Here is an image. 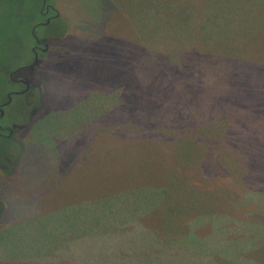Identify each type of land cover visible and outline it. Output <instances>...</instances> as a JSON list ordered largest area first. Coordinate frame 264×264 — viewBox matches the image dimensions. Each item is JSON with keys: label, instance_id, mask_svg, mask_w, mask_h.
Here are the masks:
<instances>
[{"label": "rangeland", "instance_id": "rangeland-1", "mask_svg": "<svg viewBox=\"0 0 264 264\" xmlns=\"http://www.w3.org/2000/svg\"><path fill=\"white\" fill-rule=\"evenodd\" d=\"M41 1L0 0V103L21 87L10 84L7 74L33 59L32 35L47 45L33 68L14 74L38 86L35 103L26 106V97L14 94L0 118L2 126L14 128L11 144L0 139V169L14 170L11 177L0 175V212L8 213L1 218L0 264H75L70 256L52 254L77 249L100 256L106 251L128 264L119 254L156 250L152 235H134L135 225L124 241L89 235L88 226L109 209L116 219L113 227L103 224L105 235L117 234L119 223H131L145 210L146 226L181 235L176 242L182 263H193L200 239L188 243L186 233L201 225L202 210L215 209L217 199L238 205L228 209L232 219L215 217L209 232L196 229L222 235L204 248L216 249L220 264H264V208L251 219L256 201L264 203V185L261 192L245 188L244 161L233 150L264 145L263 119L255 120L258 140L246 135L249 108L259 107L247 99L264 80V0H46L59 20L36 27L44 22ZM139 44L143 52L134 48ZM217 52L223 60L244 57L241 84L229 87V99L216 91L188 94L180 79L174 84L156 73L167 74L180 62L186 68L207 54L215 89L224 76L239 74L215 60ZM237 101L246 111L235 110L244 118L234 122L227 107ZM231 128L234 146L226 141ZM173 130L181 138L222 136L220 154L192 152L195 146L178 144L177 136V147L169 146ZM76 223H84L78 231Z\"/></svg>", "mask_w": 264, "mask_h": 264}, {"label": "trees", "instance_id": "trees-1", "mask_svg": "<svg viewBox=\"0 0 264 264\" xmlns=\"http://www.w3.org/2000/svg\"><path fill=\"white\" fill-rule=\"evenodd\" d=\"M55 20H59V18L56 17ZM134 48H138L142 52L144 51V46L142 44H139L138 46H135ZM219 55H220V53L217 52L213 58L215 60L222 61L223 59H220V58H224V57L219 56ZM201 57H202V59H200V57H198V59H195L194 64L189 63L186 68H184V64L180 62L178 64L175 63L172 66V69L171 68L168 69L169 71L167 74L161 73L162 70H157L156 73L160 76H167L168 75L170 78L169 82H174V84H175V77L177 79H180L179 86L188 94H191V93L197 94V93H202L205 91H216L218 95H222V96H226V97L228 96L227 99H229V96H230L229 90H228L229 87L238 86L241 84L242 74L244 72L243 66L245 65L244 57L243 58L228 57L227 58L228 60H223V61H225V63H228V65L232 66L233 69L236 68L238 70L239 74H233V71H232V73L229 74V76H224V77H227V79L224 80L223 83H221L220 85H217L215 89L210 88V83H209L210 78L208 77L210 73L215 74V70H212L210 68L208 70H206V67H205V64H207V63H205V61L207 59H210V57L207 54L205 55V57L204 56H201ZM245 62L247 63L246 60H245ZM175 69L178 70V74H176L174 76L172 71ZM197 69L199 71H201V70L207 71V73H204L203 74L204 76L198 75V72H196ZM224 72L225 71L223 69L221 74H223ZM261 85L262 86L258 90L252 91L253 92V93H251L252 96L250 97V99H247V102L249 104L250 103L251 104H259V107H257L254 110L249 108V112H248V118L251 120L248 128L251 132L247 133L246 135L249 136L250 139L253 138L254 140H255V138H257V140H258L257 136L261 135V133L259 131H258V134L256 133V130H260V128L256 127L257 123L255 122V120H256V118L264 120V80H261ZM174 87H175V85H174ZM223 101L225 102V99H223ZM258 101H261V102H258ZM238 104L240 106H237ZM188 107L190 108V106H188L187 104H184V108L187 109ZM227 108L233 109V113L231 115L235 116V119L233 118L234 122L235 121L239 122V121L243 120V118H244L243 116L242 117H236L235 110H237L238 112L241 111L244 113V111H243L244 108H243V106H241V104L238 101H237V104L235 106L232 104V105L228 106ZM244 110L246 111V109H244ZM137 121L146 123L143 119V116L137 117ZM252 121H254V123H252ZM170 125L165 127V128H170L171 127ZM191 129L195 130V128H193V127H191ZM254 129H255V131H253ZM11 130L14 132L13 127L11 128ZM169 135H170L169 146H172L173 148L177 147V143L174 142V139L177 136L178 138L181 139V141L178 144H187L188 146L194 145L195 148H191L192 152H194V151L196 152V149H197L200 154L202 153L201 154L202 156H207V155L212 156V153H214V155H217V153H219V151H220L219 148H217V145H219V143H223L222 136L220 137V139L213 141L210 139H203L199 133L197 135H191L189 137L181 138L180 132L177 133V130H173L170 132ZM228 136H226V141L228 142L227 144L234 146V143H233L234 140L233 139H235V133H234L233 128L229 129ZM261 136L264 139V133ZM11 141H13V139L10 137L8 139V142H10V144H11ZM252 143H253V146L251 148L250 147L246 148V153H244V151L241 149L237 150V148H234L233 150L244 161V165H245L244 170L246 172L242 173V178H243V183H244L245 188L247 187V188L253 190L254 192H261V186L260 185L261 184L264 185V158L262 157V154L264 155V145L261 146L258 142H252ZM208 149H210V151H208ZM255 153H261V154H256L253 156L252 154H255ZM241 155H243V156H241ZM248 157H250V160H248ZM13 171L14 170H12L10 173L9 172L6 173V172H4L3 169H0V175H2L3 177H11L10 175ZM262 188H264V187H262ZM85 203L89 204L90 202L86 201ZM208 203H210V202H208ZM219 203H221L220 206H219ZM215 204H217V207L215 209H205L204 211L202 210L201 217H204V221L200 222V224H201V225L199 224L200 226H198L197 228L190 229V232L186 230L187 231L186 238H188V243L192 242V238L197 239L196 237H198L200 239V242H198V245H196L193 248V253H192L193 255L191 256L193 261H194L193 263H186L185 260L182 263V256L180 255V251H179V247H178L179 244L176 242L177 240H179L178 237H181V235L178 236V235L159 234V233L151 231L149 229V227L146 226L144 219H146L148 216L147 217L145 216L147 214V211H145V210L142 214H140V211L138 210L136 212L137 217H133L131 219V221H133V222L126 223V221H125V222L119 223L117 227L118 228L120 227V231L115 235H105L104 229H103V227H104L103 224L108 223V224H110L109 227L114 226V222L116 219L115 211H113V209H109L106 212H99L100 214L104 213V215H100L99 220L97 221L96 224H93V225L90 224L88 226V230L90 231L89 235H91V236L103 235L104 237H110V238H113L115 240L124 241V237L127 235H130L127 232V228L131 229L133 225H135V228L138 229L137 232L135 229L134 235H136L137 233H138V235H142V237H145L144 235H152L151 236V239L153 242L152 245L156 249L155 251L149 252V250L147 248H145V249H142L141 253H135V252L133 253V251L135 249L134 250L130 249V252H132V254H130V255L128 253H125L122 255L119 254L121 258L129 260L128 264H220L218 262L219 257H218V253H217L216 249L209 252L204 247H207V246L211 247V240L214 241L217 239V236L222 237V235H204V234H200V232H197L196 229L199 231H201V228L207 229L209 232L210 229H212L215 226V224L217 223L215 221L218 219L215 217H220V218H223L226 220L229 218L232 219L231 211H229V210H232L238 204H232V203L227 204V200H223V199L222 200L221 199L215 200ZM263 208H264V203L263 202L259 203L258 201H256V205L254 208V216L251 219H258L257 218L258 214H260L259 211H260V209H263ZM120 212H121V210H120ZM80 214L82 215V218H85L83 211H81ZM6 215H8L7 211L2 210L0 212V225H1V223H5L4 220H1V218L5 217ZM201 217H198V218H201ZM78 220L80 221L79 218H78ZM105 221H107V222H105ZM83 224L76 223L73 225V228L76 231H78V229L83 227ZM259 226H260V224H259ZM84 227H86V226H84ZM189 233L191 235H188ZM80 234L81 233L77 232L76 235H72V236L70 235V237L74 238ZM164 236H167L169 239H170V237L174 238V239L172 241H169V240L165 241L162 239ZM120 249H122L123 251H126L123 246H121ZM105 252L103 251V255L100 256L98 253L96 255L95 254L92 255L91 253L86 254L84 249H82V250L77 249L73 253H67V254H63V255H61V254H52V255L59 256L61 258H66L67 256H70L71 260H73L72 262L75 264H121L122 263V262H119L120 260L118 259V256L116 259L114 256L111 257V254L105 253ZM193 256H194V258H193ZM219 256L221 258V256H224V255H219ZM183 259H184V256H183Z\"/></svg>", "mask_w": 264, "mask_h": 264}, {"label": "flooded vegetation", "instance_id": "flooded-vegetation-1", "mask_svg": "<svg viewBox=\"0 0 264 264\" xmlns=\"http://www.w3.org/2000/svg\"><path fill=\"white\" fill-rule=\"evenodd\" d=\"M45 8V11H43V9ZM39 16L42 18V20H44V22L42 23H38L36 25V27L39 26H46L49 25L52 21L53 18L57 17V14L55 13L53 7H51L49 4H47L46 0H42L41 1V7L40 10L38 12ZM32 38L34 40V45L31 47V52L33 55V59L31 60V62H29V64L24 65V67L16 70L14 73H8L7 77H8V81L10 84L13 83H19L21 85V87L17 90H13L11 91L9 94L7 93V99H5L4 101H2L0 103V118L2 119V117L4 116V113L2 110L5 109V107L11 105L12 103V96L15 95H23L26 97L25 100V104L26 106H31V103H35L34 102V97L33 96V91L37 90L38 86L37 85H30L29 84V80L26 79H21V80H16L14 78V74L16 72H18L19 70L23 69V68H33L39 61V54L40 53H45L46 52V46L45 44H43L42 40L38 39L36 36L32 35ZM44 46V48L42 47ZM1 122V120H0ZM8 134V135H4V134ZM13 131L11 130V128H9L8 126H2L0 123V139L3 140H8L11 135H12Z\"/></svg>", "mask_w": 264, "mask_h": 264}]
</instances>
